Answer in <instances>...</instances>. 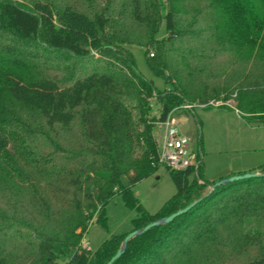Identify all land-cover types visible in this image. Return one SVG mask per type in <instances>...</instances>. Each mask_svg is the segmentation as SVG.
<instances>
[{"label":"trees","instance_id":"1","mask_svg":"<svg viewBox=\"0 0 264 264\" xmlns=\"http://www.w3.org/2000/svg\"><path fill=\"white\" fill-rule=\"evenodd\" d=\"M116 1L90 14L73 4L0 0V29L28 48L0 49V89L34 114L50 146L27 142L28 118L7 112L0 120V187L16 195L14 210L0 205V264H108L129 234L193 203L132 239L113 264H212L202 260L218 255L264 264V164L254 172L262 176L214 191L225 178L208 182L201 165L198 173L166 168L177 193L155 215L131 190L161 168L154 123L185 104L234 100L249 125L264 124L256 103L264 100V0H125L126 14L116 13ZM131 46L145 48L165 89L138 70ZM152 99L158 119L149 116ZM117 198L137 213L119 228L107 210ZM94 216L108 239L83 252Z\"/></svg>","mask_w":264,"mask_h":264},{"label":"rangeland","instance_id":"2","mask_svg":"<svg viewBox=\"0 0 264 264\" xmlns=\"http://www.w3.org/2000/svg\"><path fill=\"white\" fill-rule=\"evenodd\" d=\"M15 3L22 4L25 7H31L35 2H53L57 7L64 6L66 4H73L78 9L93 14L95 12L101 11V8L106 5L107 0H12ZM125 0L116 1V13L127 12V6L125 7ZM125 24H130L128 18L124 21ZM165 36L164 27L158 34V38ZM19 44L14 37H12L7 32L0 29V49L9 51L15 55H26V50L24 48H19ZM131 51L133 52L138 70L144 75L148 80L154 81L155 86L162 90L166 88L163 80L155 78L148 65H147V54L143 47L131 46ZM23 50V53H22ZM25 50V51H24ZM20 56H18L19 58ZM27 59V57L23 56ZM151 57V56H150ZM33 60V58H31ZM30 60V61H31ZM35 61V60H34ZM47 75H52L54 71L46 69ZM252 72L254 74V65L252 67ZM44 73V69L34 68L29 69L28 73L31 76L38 77ZM254 77V76H253ZM216 106H210L214 109L210 111H204L200 108H195L194 112H184V109L179 108L175 111V116L186 115L189 118V123L181 125L180 130L191 138L192 147L199 149L202 152V162H201V173L205 180L208 182H215L221 178H229L236 175H244L248 173H254L258 170L259 166L264 164V124H254L249 125L240 115V113L235 109L237 103L234 100L224 102L222 99L216 100ZM152 107L149 114L150 118L158 119L160 116L159 110L160 106L155 100H151ZM256 103H262L260 106L264 105V100ZM218 107H226L227 109H218ZM181 109V110H180ZM7 110V111H5ZM7 112H12L22 119V117L28 118V121L33 124L29 130L31 136L27 138V142L31 144H36L34 139L40 140V149L43 151H48L50 146H48L47 138L43 137L45 130L38 127V120L34 114L23 108H19L17 104H14L7 93L0 89V120L4 118ZM3 113V114H1ZM20 116H19V115ZM158 121L154 123V137L156 142H158L160 137V131L157 128ZM20 136H24L20 132ZM27 137V136H26ZM17 141L12 142V146L16 147ZM46 145V146H45ZM144 146L143 143L140 144ZM33 146V145H32ZM37 147V145H34ZM48 146V147H47ZM45 147V148H44ZM15 149V148H14ZM12 148V150H14ZM141 149V148H140ZM198 173V172H197ZM13 178V176H12ZM14 180V178H13ZM211 187V186H210ZM12 189V188H11ZM211 190V188H209ZM132 192L139 199L142 207L151 215L157 214L163 206L170 201L177 193L176 186L172 181L169 170L161 167L158 172L152 174L137 184L131 187ZM16 195L12 196L9 191L3 192L0 187V205L4 209L10 211L11 208L14 210V198ZM108 216L109 217H120V222H118L117 227L119 228L123 223H127L128 219L136 217V212L128 210L123 203L122 198L115 199L108 206ZM96 217L90 221L89 228L83 235L81 240V249L83 252H93L101 244L108 239V234L106 229L95 224ZM80 232V230H78ZM236 256V255H234ZM212 257L205 259L207 263L212 264H238L240 259L224 260ZM239 257V256H237ZM219 261V262H217ZM66 258H60L57 264H66ZM202 263V262H201Z\"/></svg>","mask_w":264,"mask_h":264},{"label":"built area","instance_id":"3","mask_svg":"<svg viewBox=\"0 0 264 264\" xmlns=\"http://www.w3.org/2000/svg\"><path fill=\"white\" fill-rule=\"evenodd\" d=\"M150 56L153 57V54L151 53ZM216 105L215 101H211L208 104H185L180 108L193 110ZM178 109L170 113L165 121L157 124L161 133L157 142L158 165L173 171L193 169L197 173L202 162V152L200 149L193 148L191 138L180 130L175 116V111Z\"/></svg>","mask_w":264,"mask_h":264},{"label":"water","instance_id":"4","mask_svg":"<svg viewBox=\"0 0 264 264\" xmlns=\"http://www.w3.org/2000/svg\"><path fill=\"white\" fill-rule=\"evenodd\" d=\"M259 176H262V175L256 174V173H248V174H244V175H236V176H233V177H229L227 179H224V180L216 183L214 186H211L210 188H211V191H214L217 187H220V186L225 185L227 183H233V182H237V181L248 180V179L255 178V177H259ZM195 205H196V203H193L189 207H187V208H185L183 210H180L177 213H174V214H172L171 216H169V217H167L165 219H162L160 221L153 222V223L147 225L146 227H144L143 229L138 230V231H134L131 234H129L125 238L122 247L119 249V251L117 252V254L111 259V261L108 264H113L116 260H118L121 257V255L125 251V248H126L127 244L132 239H134L135 237L140 236V235L148 232L149 230H151L154 227H158V226H161V225H165V224L171 223L177 217H179V216L187 213L188 211H190Z\"/></svg>","mask_w":264,"mask_h":264},{"label":"crops","instance_id":"5","mask_svg":"<svg viewBox=\"0 0 264 264\" xmlns=\"http://www.w3.org/2000/svg\"><path fill=\"white\" fill-rule=\"evenodd\" d=\"M179 127L189 123V118L186 115L176 117Z\"/></svg>","mask_w":264,"mask_h":264}]
</instances>
